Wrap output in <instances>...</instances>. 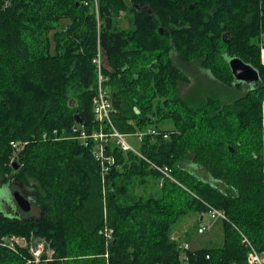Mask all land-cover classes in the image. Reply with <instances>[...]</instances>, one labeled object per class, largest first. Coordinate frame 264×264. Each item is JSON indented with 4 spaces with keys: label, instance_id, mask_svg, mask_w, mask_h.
<instances>
[{
    "label": "trees",
    "instance_id": "trees-1",
    "mask_svg": "<svg viewBox=\"0 0 264 264\" xmlns=\"http://www.w3.org/2000/svg\"><path fill=\"white\" fill-rule=\"evenodd\" d=\"M179 1L152 0L153 18L136 16L137 0H0V187L14 178L41 208V218L9 214L0 188V264H247L244 236L264 252V0H231L225 39ZM175 58L238 96L180 95L189 79ZM231 58L257 72L256 86L233 78ZM99 90L118 132L143 133L134 152L109 145L104 177L90 146L42 138L97 130ZM153 181L159 195L138 193ZM206 206L225 214L222 246L181 247L174 227ZM10 236L27 244H4ZM33 240L51 254L36 259Z\"/></svg>",
    "mask_w": 264,
    "mask_h": 264
},
{
    "label": "rangeland",
    "instance_id": "rangeland-1",
    "mask_svg": "<svg viewBox=\"0 0 264 264\" xmlns=\"http://www.w3.org/2000/svg\"><path fill=\"white\" fill-rule=\"evenodd\" d=\"M119 24L121 28L123 29L127 28L128 26L127 21L124 17L120 19ZM51 48H52L51 49L52 51L53 47ZM175 64L180 69L183 70V72L187 75L189 79V84L188 83L179 84V94L180 95L190 97L191 94L198 91V92H201L199 94L200 96L205 91L208 94L219 96L223 102L227 103V102L232 101L233 98H235L239 94L238 92H232V91L226 90L225 88H221V86H219L218 83L212 80L209 76L205 75V72H203L199 68L197 63L192 62V63L184 64V63L179 62L178 59L175 58ZM167 124H168L167 122H163L161 123L160 127L168 128L169 124L168 125ZM125 141H127L131 145V147L134 148L135 150L140 149V143L136 139L126 138ZM14 151L16 153L18 149H15ZM199 174L203 178L208 179V176L204 170L200 171ZM138 193L144 194V195H148L152 193V195L154 196L159 195L160 189L158 188L157 181H153L147 187L140 188L138 190ZM209 208L206 206L207 211L205 214H203V217H204L203 221H199L198 219L194 220L193 218L196 217L194 215H189L181 219L182 221L174 227L172 239L175 241H179L181 247H184L185 249H191V250H196V249H193L192 246L199 247L200 249L202 248L209 249V247L210 248L221 247L223 244V232H222L223 223L222 222L223 220H225L226 217L223 211H218L221 213V215H223V217H217L215 219H211L210 211H213V209H209ZM214 211H217V210H214ZM31 213L37 217L39 215V212L38 210H36V208H34ZM28 217H32V216L27 215L26 218ZM202 227H205L206 229H204L202 233H198V230ZM185 230L191 231L189 244L184 242L185 239L188 238V236L187 237L184 236ZM244 237L241 239V243H243L244 247L246 248L245 246L246 238ZM2 242L4 244L10 245V247L16 246L18 244L19 245L27 244V240H24L18 237H12V236L3 238ZM29 246H30V252L33 253L36 259H38L41 253L43 252H45L48 256L51 254L50 250L46 248V244L43 241L33 240ZM181 258L185 259L184 256H182ZM184 262L185 261H183L182 264H186Z\"/></svg>",
    "mask_w": 264,
    "mask_h": 264
},
{
    "label": "built area",
    "instance_id": "built-area-1",
    "mask_svg": "<svg viewBox=\"0 0 264 264\" xmlns=\"http://www.w3.org/2000/svg\"><path fill=\"white\" fill-rule=\"evenodd\" d=\"M94 63L96 64L98 70L100 69V64H101V59L99 56L94 59ZM99 72V71H98ZM99 81H100V75H99ZM96 101V105L93 111L95 119L100 122V126L98 127L97 130H92V131H87L83 129L84 127L81 128H75L72 127L70 130V135L66 136H59L57 131H52L51 134H47L44 132L42 134L43 139H48V140H62L63 138H67V140H73V141H78L81 142L80 144L83 145L84 147H89L92 148V153L94 158L100 163V169H101V176L104 177L108 169L111 168L115 164L114 157L110 154L106 153V150H108L109 145L113 143L116 147H118L123 153L124 152H134L135 150L131 147V145L125 141L127 136L124 134H121L118 132L115 127L112 124L111 120V112L112 108L109 103V101L105 98V96L102 94L101 90L98 92V96ZM101 123H104V125L101 126ZM147 133L151 134H157V132L154 128H151L147 130ZM143 136V133H137L133 135V138L140 141ZM164 138H166V135H163ZM12 148L19 149V145L12 143ZM154 167V165H153ZM158 168V167H154ZM162 174L168 176V171L167 168L160 169L158 168ZM210 211V216L211 219H215L217 217H223L220 212ZM206 229L205 227H202L198 230V233H202ZM112 229H109L107 227L104 228V233L105 237L107 240H110L112 236ZM245 246L246 249H248L247 253V258L246 262L247 264H264V252L258 253L256 250L249 244V242L245 241ZM186 247V246H185Z\"/></svg>",
    "mask_w": 264,
    "mask_h": 264
},
{
    "label": "flooded vegetation",
    "instance_id": "flooded-vegetation-1",
    "mask_svg": "<svg viewBox=\"0 0 264 264\" xmlns=\"http://www.w3.org/2000/svg\"><path fill=\"white\" fill-rule=\"evenodd\" d=\"M152 4H155L152 3V0H137V3L134 4L136 6V8H134L136 11V16H140L142 13H145L149 16H153V18L158 17L155 11L152 12L146 8L148 6L152 7ZM179 4L184 7L183 9L184 11L186 10V8L193 9L195 6L196 11L194 12V16H195L194 18L196 20L200 21V23L204 22L209 24L210 23L218 24L220 27L219 29L221 30L220 37L222 39H225L226 37L230 36V32L227 29V26L231 24V14H230L231 0H180ZM169 29L170 28H163V27L161 28L160 25L158 27L159 33L162 34H166V32H168L166 30ZM205 29L209 31V28H205ZM229 61L230 59L228 60V63ZM202 71L205 72L203 69ZM205 75L209 76V74H207L206 72ZM218 85L221 86V88H224L219 83ZM0 188H2V192H3L1 202L4 205L3 206L4 210L7 213L14 215L18 213V216H24L25 218L27 215L29 216L31 215L32 218H41V212H40L41 208L36 204L35 201L34 202L32 201L34 200L33 199L34 197H33V192L30 189L21 186V184L16 182V180L12 177H9L7 183L3 184V186L1 185ZM16 191L20 192L25 198H27L31 202V211H29L28 213L21 212L18 209V207H16L15 202L12 200V195ZM34 208H36V210H38L39 212L38 217L31 213Z\"/></svg>",
    "mask_w": 264,
    "mask_h": 264
},
{
    "label": "water",
    "instance_id": "water-1",
    "mask_svg": "<svg viewBox=\"0 0 264 264\" xmlns=\"http://www.w3.org/2000/svg\"><path fill=\"white\" fill-rule=\"evenodd\" d=\"M228 64L231 74L237 82H244L247 85H252L253 87L257 85L259 80L258 74L253 68H250L249 65L242 63V61L238 58H231ZM76 123H79V120H77ZM11 166L14 170L17 168L16 160L13 161ZM12 197L16 207H18L21 212L28 213L31 211V202L20 192H14Z\"/></svg>",
    "mask_w": 264,
    "mask_h": 264
},
{
    "label": "crops",
    "instance_id": "crops-1",
    "mask_svg": "<svg viewBox=\"0 0 264 264\" xmlns=\"http://www.w3.org/2000/svg\"><path fill=\"white\" fill-rule=\"evenodd\" d=\"M193 219H194V220H197V219H198L199 221H203V220H204V217H203V216H200V217L196 216V217L193 218ZM200 225H201V224H200ZM200 225H199V227H200ZM187 232H189V233H187ZM184 234H185V235H184L185 237L188 236V238L185 239L184 242H186V243L189 244V239H190L191 231H186V230H185V233H184ZM190 247H191V246H190ZM192 248H193V249H197V248L200 249L199 247H193V246H192Z\"/></svg>",
    "mask_w": 264,
    "mask_h": 264
}]
</instances>
